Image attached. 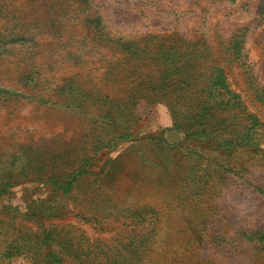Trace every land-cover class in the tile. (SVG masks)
Returning <instances> with one entry per match:
<instances>
[{"label":"rangeland","instance_id":"rangeland-1","mask_svg":"<svg viewBox=\"0 0 264 264\" xmlns=\"http://www.w3.org/2000/svg\"><path fill=\"white\" fill-rule=\"evenodd\" d=\"M0 264H264V0H0Z\"/></svg>","mask_w":264,"mask_h":264}]
</instances>
